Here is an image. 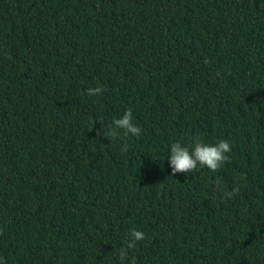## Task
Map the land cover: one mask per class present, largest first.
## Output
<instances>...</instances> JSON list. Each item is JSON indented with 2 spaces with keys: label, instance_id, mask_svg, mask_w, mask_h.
I'll list each match as a JSON object with an SVG mask.
<instances>
[{
  "label": "trees",
  "instance_id": "obj_1",
  "mask_svg": "<svg viewBox=\"0 0 264 264\" xmlns=\"http://www.w3.org/2000/svg\"><path fill=\"white\" fill-rule=\"evenodd\" d=\"M197 139L230 161L171 176ZM133 259L264 264V0H0V264Z\"/></svg>",
  "mask_w": 264,
  "mask_h": 264
},
{
  "label": "clouds",
  "instance_id": "obj_2",
  "mask_svg": "<svg viewBox=\"0 0 264 264\" xmlns=\"http://www.w3.org/2000/svg\"><path fill=\"white\" fill-rule=\"evenodd\" d=\"M221 75V73H217ZM104 91L101 87L89 88L87 90L88 96H98ZM126 136L139 137L142 134V129L133 122L132 109H127L124 115L118 119H114L107 131L103 130V137L109 140L118 137L120 131ZM128 145L125 144L121 148V152L128 151ZM191 149V150H190ZM232 146L225 140H220L216 143H205L199 139L194 144L188 146L183 145L181 142H175L170 145V153L168 162L172 169L171 176H176L177 173L189 174L196 171L198 168H207L212 172L218 171L225 163L230 161V153ZM219 190V184H217ZM239 193V188H234L232 192L226 193L228 198H231ZM145 235L142 231L131 229L128 233V239L125 241L126 247L119 251L120 261L129 260V250L135 249L137 242L143 241ZM135 264V260L131 261Z\"/></svg>",
  "mask_w": 264,
  "mask_h": 264
}]
</instances>
